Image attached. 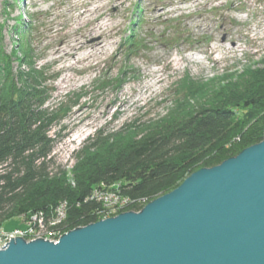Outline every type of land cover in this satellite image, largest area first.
Masks as SVG:
<instances>
[{"label": "rangeland", "instance_id": "374dc122", "mask_svg": "<svg viewBox=\"0 0 264 264\" xmlns=\"http://www.w3.org/2000/svg\"><path fill=\"white\" fill-rule=\"evenodd\" d=\"M75 1L0 0V69L8 66L17 81L16 98L27 87L24 73L42 98L47 90L43 108L58 117L50 129V168L65 169L72 185L73 167L95 151L91 145L102 135L141 132L189 97V86L195 92L221 88L264 67V0H132L115 20L116 35L106 49L80 61L97 37L82 39L83 48L73 56V47H79V35H73L80 33L74 17L83 10L70 11ZM133 32L142 42L136 51L128 38ZM64 38L63 47L71 53L59 55ZM154 77H161L155 91L143 89ZM200 92L192 94L191 104L203 100ZM20 215L0 221L7 230L24 228Z\"/></svg>", "mask_w": 264, "mask_h": 264}, {"label": "trees", "instance_id": "16d2710c", "mask_svg": "<svg viewBox=\"0 0 264 264\" xmlns=\"http://www.w3.org/2000/svg\"><path fill=\"white\" fill-rule=\"evenodd\" d=\"M128 38L138 50L142 42L136 33ZM7 71L6 65L0 69V219L35 211H43L48 219L57 205L67 202V217L59 227L88 225L101 205L88 197L103 182L121 181L122 193L152 201L174 190L189 173L216 166L263 139L264 67H259L221 88L195 92L196 87L189 86V97L141 132L100 136L99 143L91 145L95 151L73 167L72 185L65 169L50 168V129L58 117L55 110L43 108L47 90L41 91L42 98L24 73L27 87L20 88L16 98L18 83ZM199 90L203 100L193 105L189 98L196 99Z\"/></svg>", "mask_w": 264, "mask_h": 264}, {"label": "water", "instance_id": "95a60500", "mask_svg": "<svg viewBox=\"0 0 264 264\" xmlns=\"http://www.w3.org/2000/svg\"><path fill=\"white\" fill-rule=\"evenodd\" d=\"M2 248L0 264H264V133L139 212L77 227L57 243L17 236Z\"/></svg>", "mask_w": 264, "mask_h": 264}, {"label": "built area", "instance_id": "2783aa9c", "mask_svg": "<svg viewBox=\"0 0 264 264\" xmlns=\"http://www.w3.org/2000/svg\"><path fill=\"white\" fill-rule=\"evenodd\" d=\"M88 199L98 201L101 204L95 211L96 220L93 222L104 220L112 216L114 217L120 213L131 210V208H133V211L138 212V208L150 202L146 199L135 200L127 194L122 193L121 181L109 184L104 182L101 183L99 186L93 188ZM67 209V202L60 203L54 209L53 216L48 219L43 211L22 214L18 218H21V222L25 225L24 228L7 230L0 221V250L4 249L2 248L4 245L11 242L12 237L16 239L17 236L22 237L27 242L38 238H44V240L57 243L61 236L67 232V230H63L59 227L67 217Z\"/></svg>", "mask_w": 264, "mask_h": 264}, {"label": "bare ground", "instance_id": "6f19581e", "mask_svg": "<svg viewBox=\"0 0 264 264\" xmlns=\"http://www.w3.org/2000/svg\"><path fill=\"white\" fill-rule=\"evenodd\" d=\"M131 1L132 0H76L74 3H71L70 11L71 9L78 10L83 8V10L79 11L74 17V19L77 20L76 31H79L80 33H74L73 35H79V37H76L75 39V45H79V47H73V56L78 54L77 51L83 48L84 43L82 39H86L88 36L97 37V39L88 47L89 50L87 51L89 52H86L83 57H79V61L89 59L95 56L97 51L106 49L108 40L114 38L116 35L113 31L119 24H117L115 20L118 18V15L122 10H126L128 8L127 3ZM166 5L174 6L175 4L173 2H168ZM64 39H62L60 43V46H62L55 52L59 55L62 53H71L66 52V49H64L63 44L66 42V39ZM221 47H216L215 50L220 52L222 51ZM236 49L237 48L235 47L231 48L233 52ZM191 59L195 61L198 60V58L195 57H191ZM160 79L161 77H154L150 82H147L144 85L143 89L148 88L154 92L157 83L161 81ZM143 95L144 93H142L139 98H144ZM146 205L138 208V210L141 211ZM131 210H133V208H131Z\"/></svg>", "mask_w": 264, "mask_h": 264}]
</instances>
